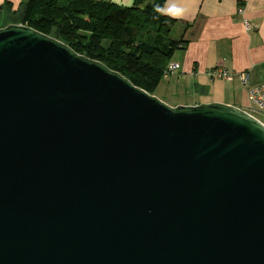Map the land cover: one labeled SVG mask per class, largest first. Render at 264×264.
<instances>
[{"label": "water", "instance_id": "1", "mask_svg": "<svg viewBox=\"0 0 264 264\" xmlns=\"http://www.w3.org/2000/svg\"><path fill=\"white\" fill-rule=\"evenodd\" d=\"M0 264H264V123L0 27Z\"/></svg>", "mask_w": 264, "mask_h": 264}, {"label": "trees", "instance_id": "2", "mask_svg": "<svg viewBox=\"0 0 264 264\" xmlns=\"http://www.w3.org/2000/svg\"><path fill=\"white\" fill-rule=\"evenodd\" d=\"M166 2L135 0L123 6L110 0H26L0 27L22 23L57 37L155 94L168 62L188 42L171 37L177 19L165 13Z\"/></svg>", "mask_w": 264, "mask_h": 264}, {"label": "crops", "instance_id": "3", "mask_svg": "<svg viewBox=\"0 0 264 264\" xmlns=\"http://www.w3.org/2000/svg\"><path fill=\"white\" fill-rule=\"evenodd\" d=\"M25 1L0 0V23L12 16L11 11L20 12ZM110 1L131 6L135 0ZM173 7L182 9V13L170 14ZM239 7L244 8L243 13L238 11ZM164 11L177 19L175 26H180L181 37L188 40L186 48L178 49L167 64H180L178 73L173 74H178L177 80L185 87V94L180 98L187 100L175 105L222 102L246 108L224 85L215 88L217 80L241 82L238 78L211 79L207 73L218 65L234 73L247 71L250 75L249 84H244L249 85L247 93L251 86L264 82V0H167ZM245 20L251 23V30L246 29ZM178 51L182 53L179 55ZM220 90L225 93L219 94Z\"/></svg>", "mask_w": 264, "mask_h": 264}, {"label": "built area", "instance_id": "4", "mask_svg": "<svg viewBox=\"0 0 264 264\" xmlns=\"http://www.w3.org/2000/svg\"><path fill=\"white\" fill-rule=\"evenodd\" d=\"M238 11L240 13H243L244 8L239 7ZM244 25L247 30L252 29V25L248 20L244 21ZM179 69H180L179 63L171 62L165 68L164 76L167 77L169 75H172L173 73L179 71ZM207 74L211 79H226L232 81L235 78H238L243 84H247L250 78V75L247 71L234 73L222 65H218L216 67L209 69ZM248 103L249 106L244 108V110L264 123L262 119V117H264V82L255 84L249 88Z\"/></svg>", "mask_w": 264, "mask_h": 264}, {"label": "rangeland", "instance_id": "5", "mask_svg": "<svg viewBox=\"0 0 264 264\" xmlns=\"http://www.w3.org/2000/svg\"><path fill=\"white\" fill-rule=\"evenodd\" d=\"M182 29L180 28L179 25L175 26L172 30L171 37L178 39L182 36ZM104 45L107 47L109 45L108 41L104 42ZM182 52L178 51L177 54H181ZM175 58V57H174ZM173 58V59H174ZM178 73V72H177ZM172 74L170 76L164 77L160 85L158 86L156 90V96L161 98L162 100L166 101L170 105H175L177 104L176 102L180 100H187L185 98H180L185 94V87L181 85V82H179L177 79L180 78L178 77V74ZM182 77V76H181ZM221 84L224 85V89L228 91L231 94H235L236 98L242 100V105L244 106L246 104V107L249 106L248 103V93H247V85L241 84L238 80L235 82H225V81H216V86L215 88H221ZM249 84V83H248ZM189 85V84H188ZM224 90L217 91L219 94H223ZM225 93V91H224ZM179 105V104H178ZM244 109V108H243ZM264 121V117H262Z\"/></svg>", "mask_w": 264, "mask_h": 264}, {"label": "clouds", "instance_id": "6", "mask_svg": "<svg viewBox=\"0 0 264 264\" xmlns=\"http://www.w3.org/2000/svg\"><path fill=\"white\" fill-rule=\"evenodd\" d=\"M182 11H183L182 9H177V8H175V7L171 8V9L169 10L170 14H173L174 16H175V15H179V14H181Z\"/></svg>", "mask_w": 264, "mask_h": 264}]
</instances>
